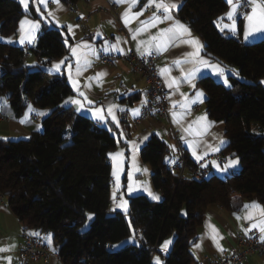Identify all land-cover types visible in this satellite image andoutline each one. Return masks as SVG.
<instances>
[{"label": "trees", "instance_id": "16d2710c", "mask_svg": "<svg viewBox=\"0 0 264 264\" xmlns=\"http://www.w3.org/2000/svg\"><path fill=\"white\" fill-rule=\"evenodd\" d=\"M228 7L226 0H185L178 16L203 39L206 55L238 69L240 79L232 77L231 87L211 76L199 83L207 95L208 115L226 125L222 155L238 157L241 168L226 178L179 180L165 161L168 144L153 136L141 156L152 167V184L164 199L133 196L126 213L111 207L109 155L118 148V138L63 106L75 93L64 73L33 69L24 63L22 47L0 40V95L8 96L14 116L29 101L52 109L43 130L31 138L0 139V192L22 224L52 235L64 264H154L162 253L152 258L154 246L161 248L169 237L174 240L163 264H199L191 248L211 204L230 210L237 195L264 204V39L243 42V20L239 37L222 34L215 19ZM24 15L20 1L0 0V37L15 34ZM69 41L60 28L43 24L30 49L47 65L68 53ZM187 162L196 165L188 156ZM132 237L135 242L120 245Z\"/></svg>", "mask_w": 264, "mask_h": 264}, {"label": "crops", "instance_id": "0c3cea01", "mask_svg": "<svg viewBox=\"0 0 264 264\" xmlns=\"http://www.w3.org/2000/svg\"><path fill=\"white\" fill-rule=\"evenodd\" d=\"M165 2L177 5L176 8L170 10L171 15L174 20H179L182 24L186 25L191 31V37L198 39L199 43L203 46L199 49V58L209 61L208 65H198L200 71L192 81L195 84V88L187 82L185 74L194 67L193 63H191L193 57L187 54L195 52L196 49L190 44L181 42V40L188 39L189 37L187 36L170 42L167 50L158 51L154 47L155 42H151L150 37L158 35L162 29L171 27L174 20L163 19L166 13L162 9L157 10L155 5L149 6L148 0H137L136 5L132 7L131 11L133 14L138 12L142 14L136 19H130L127 26H125L122 19V13L129 7L128 3L114 4L112 0H79L76 4H69L63 0H59L58 7L53 0H48L45 7L40 0H29L27 10L22 5L25 15L21 21L27 19L38 22L40 25L31 34L30 42L26 39L24 43H20L21 21L15 34L0 39L2 42L22 48L25 46L33 48L35 47L42 25L47 24L60 28L65 38L70 40L68 53L47 65H44L31 49L28 65L33 67V69L41 68L49 71V69L53 68L54 64L63 60L64 64L61 65L59 71H50L52 73H64L75 92L73 96L65 100L69 101V103H65L64 101L63 106L73 107L77 113L94 120L96 125L110 129L118 138V148L109 155L112 164L111 207L114 211L128 212L130 198L139 194H145L155 202L163 201V193L155 189L151 181L153 169L148 163L143 161L141 156L142 148L153 136H158L168 144L170 152L166 156L165 161L170 165L178 161L180 157V145H182L188 158L195 164H201L208 172V177L217 175L221 178H226L238 172L241 168V162L238 157L233 154L227 157H223L222 155V149L228 142L226 125L224 121L214 120L208 115L206 110L207 95L199 83L201 78L211 76L226 85V87H231L232 77L240 79L238 69L222 61L213 60L206 55V44L203 39L186 23L181 21L178 16V11L185 0H165ZM239 2L241 7L238 9L234 21L226 15L230 11V5L226 12L215 19V24L219 31L226 36L239 37V24L243 20V32L241 34L243 42L254 43L264 39V35H256L254 38L250 37L248 40L244 39V30L247 25L245 15L250 13L251 5L248 3V6H246L243 0H239ZM114 8H116L115 11H113ZM49 11L55 15L49 16ZM154 13L161 17L162 22H157L154 27L148 26L145 31L136 36V39H132L135 30L141 27L140 22L150 21ZM221 18L223 19L221 20ZM109 21H112V23H109ZM233 23H235L236 27L235 33L230 30V26ZM225 25L229 27H225ZM70 26L72 31H69ZM29 29L30 26L25 25L26 36L29 35ZM139 41H149L153 45L149 50L157 53L159 56L158 69L162 79L166 82L175 78L179 85L178 87L174 85L171 88L170 111L172 125L162 120L141 117L140 104L146 96V83L141 75L134 72L128 62L120 61L115 66L100 62L102 53L124 56L131 49L137 51ZM82 42H87L91 47L95 48L98 56H90L91 66L87 70L82 69L81 74L77 75V58L72 55L70 47H75ZM113 44H119L120 49L123 51H116L114 49H110L107 52L104 51L105 48H109ZM79 51H84V49H80ZM140 51H144V46H141ZM65 57L68 59L65 60ZM176 60H179L180 64L174 63ZM67 65H71V69ZM213 65H218L219 68L223 69L224 75H218L214 71ZM165 68L170 71L167 74H162L161 70ZM181 69L184 71L182 72ZM232 70L235 71L233 72ZM69 74H71L72 80L69 79ZM97 74L101 75L98 76ZM225 77L228 80L227 84L224 83ZM73 81L76 82L75 87L73 86ZM262 82L264 84V79ZM198 90L203 92V102L197 101L196 103H192L191 101L196 98ZM81 93L84 95H80ZM181 93L184 95H181ZM136 96H139V98L135 99ZM70 98L81 101L82 106L71 103ZM88 101H92V103L89 104ZM29 105H31L32 111H29ZM74 106L77 107L75 108ZM109 108H111L112 113L115 115V120L108 114ZM96 109L102 110L106 116V122L96 118L94 114ZM134 109H139V115L133 114L132 110ZM51 112L52 109H40L32 101H29L23 113L19 116H14L8 96L0 95V139L20 140L31 138L33 133L43 130L42 122ZM173 113H175V116ZM203 116H206L207 119H198ZM176 136L179 138L180 143H178ZM221 139L225 143L221 144ZM194 151L195 155L193 154ZM116 153H122V155H112ZM198 157H202V159H198ZM233 160H238V163L232 165L231 161ZM114 172L116 173L115 175ZM149 192L158 195L159 199H153V196L149 195ZM124 202H126V205L117 207L118 204L123 205ZM252 202H256L261 208H264V204L258 200H247L238 195L233 198V207L230 210L225 209L217 203L211 204L208 207L203 224L199 229L198 238L191 248L199 264H208L207 257L210 255L223 254L230 251L236 245L239 234L245 233L246 229L258 230L251 228V225L264 220V216L260 215L259 209L246 210L243 208L245 204H252ZM249 213L253 216L252 220L244 218ZM237 216L240 219H237ZM212 226L218 229L219 235L223 237V239H218L219 245L224 249L222 252L218 250L216 244L210 238L213 235L211 231ZM21 228V221L12 212L7 200H3L0 196V248L6 249L5 251H0V264H20L19 254L22 247ZM31 232L40 238H42L40 236L41 233H44L35 230H31ZM45 234H48L51 238V242L48 243L58 250L52 243V235L50 233ZM43 240L46 241V239ZM169 240L171 243L166 249L161 247V257L157 254L154 264H157L155 262L157 261V257L160 264H163V255H168L170 252L174 237L168 238L166 241ZM130 242H135V237L123 241L120 245L122 246ZM196 245H200V247L197 248ZM38 264L64 263L61 257H54L50 263ZM243 264H264V256H252Z\"/></svg>", "mask_w": 264, "mask_h": 264}, {"label": "snow or ice", "instance_id": "6c2138e0", "mask_svg": "<svg viewBox=\"0 0 264 264\" xmlns=\"http://www.w3.org/2000/svg\"><path fill=\"white\" fill-rule=\"evenodd\" d=\"M40 2L43 3L46 7L48 0H40ZM53 2L56 3L59 7V0H53ZM112 2L114 4H125V3L129 4V7L125 10L124 13H122V19L125 23V26H127L129 24L130 19H136L139 15L142 14L139 12L133 14L131 11L132 7H134L136 5L137 0H112ZM227 2L230 5V11L228 13H226V15L228 16L229 19H232L234 21V18L238 12V9L241 7V4H240L239 0H227ZM20 3L24 6V8L26 10L28 9L29 0H20ZM148 3H149V6L155 5L157 10L162 9L163 12L166 13V15L163 17V19L170 20V21L174 20L173 16L171 15L170 10L177 7V5L175 3L165 2V0H148ZM247 3H249L251 5V11H250V13L245 15V19L247 21V25H246V28L244 30V39L245 40H248L250 37L254 38L256 35H264V0H247ZM48 15L54 16L55 14L53 12L49 11ZM81 18H83V17L81 16ZM222 19L223 18H221V20ZM157 22H162V20H161V17L156 15L155 13L153 14V17L150 18V21H141L140 22L141 27H139L135 30V32L133 33L132 39H136V36L139 33L145 31V29L148 26L154 27ZM109 23H112V21H109ZM25 25L30 26L28 36L25 35ZM39 26L40 25L38 22H33V21H30L27 19L21 21L20 43H24L26 39H28L30 42L31 34H33L35 29L39 28ZM77 27H78V25H77ZM225 27H229V26L225 25ZM222 30H223V28H222ZM230 30L233 33L236 32L235 23H233V25L230 26ZM69 31H72L71 26L69 27ZM184 36H187L189 38L185 39V40H181V42L190 44L196 49L195 52L187 54L188 56L193 57V60L191 61V63H193L194 67L189 72H187L185 74V79L187 80V82L193 88H195V84L192 83V81L196 78V74L200 71V68L198 67V65H201V64L208 65L209 61L203 60L202 58H199V49L202 48L203 46L199 43L198 39L191 37L190 29L186 25L182 24L179 20H174V23L171 27H169L167 29H162L158 35L151 36L150 41L155 42L154 47L158 51H164V50H167L168 44L170 42H174L176 39L184 37ZM0 39H2V37H0ZM117 39H119V38H117ZM141 46H144L143 52L140 51ZM152 46L153 45L149 41H139L138 45H137V52L142 56L145 54L152 55V52L149 50L150 47H152ZM80 49H84V51H79ZM110 49H114L116 51H121V52L123 51L122 49H120L119 44L110 45L109 48H105L104 51L107 52ZM70 51H71L72 55L77 58V63H76L77 75L81 74L82 69L87 70V68L91 66V60L89 59L90 56H92V57L98 56L97 50L95 48L91 47V45H89L87 42H82L81 44H78L75 47H70ZM66 59H68V58L65 57V60ZM81 61H82V63H81ZM174 63L180 64V61L176 60V61H174ZM62 64H64L63 60L58 62L57 64H54L53 68L49 69V71H53V70L59 71ZM67 67L69 69H71L72 66L67 65ZM212 67L218 75H221V76L224 75V70L219 68L218 65H213ZM169 71L170 70L167 68L161 70L162 74H167V73H169ZM181 71L183 72L184 70L181 69ZM232 71L234 72L235 70H232ZM97 75L99 76L101 74H97ZM69 79L72 80L71 74H69ZM166 82H167V86L169 88H172L174 85H176V87L179 86L175 78H172L170 81H166ZM224 83L225 84L228 83L227 77L224 78ZM75 84H76V82L73 81L74 87H75ZM80 95L83 96L84 94L81 93ZM181 95H184V94L181 93ZM202 98H203V92L198 90L196 92V98L194 100H192L191 102L192 103H196L197 101L203 102ZM85 99H87V97H85ZM70 102L77 104V105H81V101H79V100H74V99L70 98ZM65 103H69V101H65ZM88 103L91 104L92 101H88ZM144 103H146V101ZM113 107H115V106H113ZM174 107H175V105H174ZM185 107H187V105H185ZM32 110L33 109L31 108V105H29V111H32ZM121 111H123V109H121ZM132 111H133L134 115H139V109H134ZM94 114L98 120L106 122V116L103 114L101 109H96ZM108 114L112 116L113 120L116 119L115 115L112 113L111 108H109ZM41 115H43V113H41ZM173 115L175 116V113H173ZM198 119L206 120L207 117L203 116V117H200ZM220 142H221V144L225 143V141L223 139H221ZM216 150L218 151V149H216ZM193 154L195 155V151ZM112 155L113 156H120V155H122V153H116V154H112ZM198 159H202V157H198ZM237 163H238V160L231 161L232 165H235ZM115 174L116 173L114 172V175ZM149 195H152L153 199H157V200L159 199L158 195H155L151 192H149ZM113 196L115 199V193L113 194ZM124 205H126V202H124L123 205L118 204L117 207H123ZM243 208L246 210L247 209H259L260 215L264 216V208H261L256 202H252V204H245L243 206ZM244 218L248 219V220H252L253 216L251 213H249ZM237 219H240V217L237 216ZM251 228H256L260 231V233H262V235L260 236V240L262 242H264V220H261L259 223H253L251 225ZM250 230L251 229H246L245 233L247 234V232ZM211 231H212L213 235H211L210 238L216 244V247L218 248V250H220L221 252L224 251V249L218 243V239H223V237L219 235V230L216 229L214 226H212ZM49 239H50V237H49ZM170 243H171L170 240L165 241L164 244L162 245V248L166 249ZM196 247L199 248L200 245H196ZM5 250L6 249L0 248V251H5ZM9 262H10V258H9ZM157 264H160L158 257H157Z\"/></svg>", "mask_w": 264, "mask_h": 264}, {"label": "built area", "instance_id": "2783aa9c", "mask_svg": "<svg viewBox=\"0 0 264 264\" xmlns=\"http://www.w3.org/2000/svg\"><path fill=\"white\" fill-rule=\"evenodd\" d=\"M248 6L247 0H243ZM116 8L113 9L115 11ZM23 61L28 65V57L31 53L29 46L23 47ZM120 61H126L137 74L141 75L146 83V96L140 104V115L145 119H158L172 125L170 98L172 89L159 74L157 53L152 55H140L134 49H131L124 56L102 53L100 62L115 66ZM146 101V103H144ZM177 137V136H176ZM178 143H180L177 137ZM170 168L177 175L178 179L192 177L197 180L208 178V172L201 164L190 167L187 162V153L182 145H180V157L177 162L170 165ZM3 200L5 196L0 192ZM258 230L248 231L247 234H239L235 246L230 251L223 254H213L207 257L208 264H243L250 257L255 255L264 256V242L260 240ZM22 247L19 254L20 264H38L50 263L54 257H60L59 250L38 235L31 232L27 226L22 224L21 228ZM161 250L156 245L152 251V258Z\"/></svg>", "mask_w": 264, "mask_h": 264}, {"label": "rangeland", "instance_id": "374dc122", "mask_svg": "<svg viewBox=\"0 0 264 264\" xmlns=\"http://www.w3.org/2000/svg\"><path fill=\"white\" fill-rule=\"evenodd\" d=\"M50 27H53V26H50ZM75 107V106H74ZM92 215H90V217H89V221L87 222V224L85 225V227H84V229H86L88 226H89V222H90V220L92 219ZM40 235V234H39ZM43 239H46V241L47 242H51V238L49 239V236H48V234H45V233H41V235H40ZM170 239L171 238H173V237H169ZM158 255L161 257V254L160 253H158ZM156 263H157V261H155Z\"/></svg>", "mask_w": 264, "mask_h": 264}, {"label": "water", "instance_id": "95a60500", "mask_svg": "<svg viewBox=\"0 0 264 264\" xmlns=\"http://www.w3.org/2000/svg\"><path fill=\"white\" fill-rule=\"evenodd\" d=\"M1 73H2V75H4L5 73H6V69L4 68V67H1ZM77 106H75V108H76Z\"/></svg>", "mask_w": 264, "mask_h": 264}]
</instances>
